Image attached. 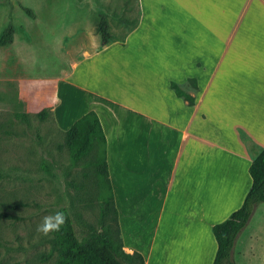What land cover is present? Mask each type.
<instances>
[{
	"label": "crops",
	"instance_id": "obj_1",
	"mask_svg": "<svg viewBox=\"0 0 264 264\" xmlns=\"http://www.w3.org/2000/svg\"><path fill=\"white\" fill-rule=\"evenodd\" d=\"M127 10L122 18L135 22L121 41L76 60L54 37L43 60L48 91L14 94V112L46 108L64 132L93 111L122 250L144 264H211V226L242 203L264 146V0H134V15ZM14 62L33 65L29 55ZM233 258L264 264V203Z\"/></svg>",
	"mask_w": 264,
	"mask_h": 264
},
{
	"label": "rangeland",
	"instance_id": "obj_2",
	"mask_svg": "<svg viewBox=\"0 0 264 264\" xmlns=\"http://www.w3.org/2000/svg\"><path fill=\"white\" fill-rule=\"evenodd\" d=\"M10 2L12 41L0 46V264H52L57 259L51 249L52 236L38 233L37 225L44 216L65 208L76 231L88 224L101 228L99 214L104 208L106 184L99 181L100 175L91 163L93 151L71 162L65 134L50 115L14 116V94L32 89L48 91L49 70L43 60L51 57L54 37L60 40V51L73 60L100 47L95 29L100 17L107 21L111 36L119 38L133 20L124 22L123 10L128 9L127 16H133L134 0ZM19 4L29 7L34 17L23 12ZM6 20L7 10L0 2V30ZM16 54L19 58L29 55L33 65L14 64ZM132 54L137 58V52ZM114 74L112 84L122 89L124 78ZM140 83L136 88L142 87ZM132 85L135 87V82ZM60 90L66 94L63 85ZM118 118L121 122L125 114L119 113ZM104 220L113 227L110 213Z\"/></svg>",
	"mask_w": 264,
	"mask_h": 264
},
{
	"label": "trees",
	"instance_id": "obj_3",
	"mask_svg": "<svg viewBox=\"0 0 264 264\" xmlns=\"http://www.w3.org/2000/svg\"><path fill=\"white\" fill-rule=\"evenodd\" d=\"M0 2L4 4L7 10L6 23L0 30V46H3L12 41V3L10 0H0ZM19 7L30 18L34 17L29 7L20 4ZM123 20L125 22V19ZM134 22L135 20L129 22L125 32L119 38H113L108 31L107 21L104 17H100L95 26L99 35L100 46L114 40L121 41L125 33L132 28ZM170 87L176 95L182 96L189 104L192 103V97L184 94L175 83L170 82ZM47 114L46 108H41L36 113V117L43 118ZM13 115L23 116L24 114L13 113ZM64 134L65 143L69 147L71 162H76L93 151L91 163L95 165L97 174L100 175V179L97 178V180L99 179L106 184L107 192L106 196H102L104 208L99 214L101 227L99 229L88 224L84 229L76 231L68 211L65 208L57 210L65 212L69 220L60 232L51 234V249L57 255V259L52 264H144L139 253L134 251L127 253L122 250L116 211L107 186L104 156L105 139L96 114L93 111L82 114L71 123ZM247 172L250 177V186L242 203L225 219L211 226V232L216 243V251L211 264H236L233 258L235 240L248 223L256 206L264 203V146L251 160ZM107 213L113 216V227L105 223L104 218Z\"/></svg>",
	"mask_w": 264,
	"mask_h": 264
},
{
	"label": "clouds",
	"instance_id": "obj_4",
	"mask_svg": "<svg viewBox=\"0 0 264 264\" xmlns=\"http://www.w3.org/2000/svg\"><path fill=\"white\" fill-rule=\"evenodd\" d=\"M69 217L63 211H57L53 215H47L37 225L36 231L45 237L53 233L60 232L62 227L68 223Z\"/></svg>",
	"mask_w": 264,
	"mask_h": 264
}]
</instances>
